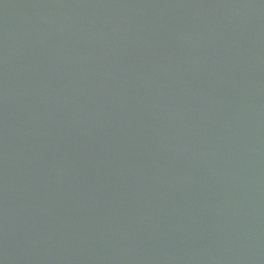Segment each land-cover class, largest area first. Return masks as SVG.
<instances>
[{
  "label": "water",
  "instance_id": "1",
  "mask_svg": "<svg viewBox=\"0 0 264 264\" xmlns=\"http://www.w3.org/2000/svg\"><path fill=\"white\" fill-rule=\"evenodd\" d=\"M0 264H264V0H0Z\"/></svg>",
  "mask_w": 264,
  "mask_h": 264
}]
</instances>
